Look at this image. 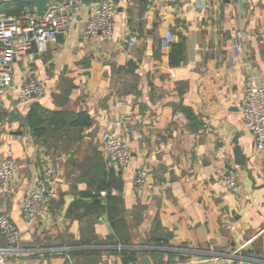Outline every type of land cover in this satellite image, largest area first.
Instances as JSON below:
<instances>
[{"label": "crops", "instance_id": "obj_1", "mask_svg": "<svg viewBox=\"0 0 264 264\" xmlns=\"http://www.w3.org/2000/svg\"><path fill=\"white\" fill-rule=\"evenodd\" d=\"M115 1L111 40L85 36L78 17L45 52L33 47L15 63L17 81L33 75L46 93L27 103L0 101V158L13 156L19 166L14 184L0 188V212L22 230L25 251L6 264H127L124 248L141 251L135 264L143 256L152 264H220L240 247L251 264H264V150L255 149L242 114L249 72L254 69L264 82V0ZM169 26L174 43L184 44L177 65L170 63L172 46L160 45ZM240 28L245 48L236 57L232 37ZM132 35L137 41L128 52ZM114 99L127 105L114 112ZM34 102L49 110L87 111L92 125L63 150L49 149L25 124ZM115 115L131 129L125 133L132 151L126 172L103 148ZM237 134L243 164L235 161ZM47 166L55 177L51 207L29 224L22 199ZM227 167L237 172V194L223 180ZM140 168L149 172L157 193L135 184ZM104 179L118 198L117 243H111L116 230L109 214L91 212L87 196ZM160 236L165 244L155 243ZM5 245L0 233V247ZM76 249L97 254L73 256Z\"/></svg>", "mask_w": 264, "mask_h": 264}, {"label": "built area", "instance_id": "obj_2", "mask_svg": "<svg viewBox=\"0 0 264 264\" xmlns=\"http://www.w3.org/2000/svg\"><path fill=\"white\" fill-rule=\"evenodd\" d=\"M170 2L187 3L192 0H168ZM205 2V0H201ZM115 0H51L46 11L40 15L35 4H26L20 15L9 14L3 10L0 0V101L27 103L45 95V83L33 75L17 81L14 74L15 63L28 57L34 45L38 53H43L51 43L58 42L61 34H66L75 25L78 17H83V34L88 37H100L111 40L115 33ZM175 34L169 26L160 40L163 49L168 50L175 42ZM137 36L132 35L126 50L131 52L136 44ZM245 48L244 31L236 29L232 37V50L236 57L242 55ZM127 105L125 100L110 101V109L114 112ZM243 120L254 136L255 149L264 150V82L252 69L246 77L245 92L242 99ZM125 128L123 120L115 115L111 126L103 133V148L106 156L114 161L117 170L126 172L132 162V151L125 135L130 132ZM19 166L13 156L0 158V188L3 191L12 186L18 175ZM228 190L237 194L239 183L237 172L227 167L222 174ZM54 170L47 166L36 179L34 185L22 199V216L29 224L40 221L50 210L54 188ZM135 184L149 193H157L155 185L146 169L135 171ZM107 190H101L99 197L106 201ZM0 233L6 245L0 247V264H6L10 256L25 255L20 247L22 230L11 218L0 212ZM122 248L121 245L118 246ZM243 247L238 248L228 257L220 260V264H251L241 254ZM130 264H135L131 262Z\"/></svg>", "mask_w": 264, "mask_h": 264}, {"label": "trees", "instance_id": "obj_3", "mask_svg": "<svg viewBox=\"0 0 264 264\" xmlns=\"http://www.w3.org/2000/svg\"><path fill=\"white\" fill-rule=\"evenodd\" d=\"M88 1V0H84ZM1 5L3 10L9 14L20 15L25 3L13 0H1ZM184 53V44L182 42H176L172 44V51L170 56V63L172 65H177L183 58ZM92 117L87 111H80L77 113L70 112L67 110H49L41 105L39 102H34L25 118V124L30 129L32 135L35 138L42 140L45 146H48L49 149L59 147L60 142H67L72 139V132L78 134L84 128H88L92 125ZM63 136H67L68 139H63ZM80 138L77 137L76 139ZM75 139V140H76ZM55 140L56 143L53 145L52 141ZM110 183L106 179L101 180L99 186L96 188V192L92 191L87 193V196L92 197L91 203V212L98 213L100 210L106 211L109 214V218L112 224V227L116 230V237L113 242H118L121 235L119 233V220L115 218L114 214V203L117 202V197L113 196L110 190ZM105 189L108 191L106 201H102L99 197V192ZM114 202V203H113ZM77 204V203H76ZM74 204V205H76ZM116 242V243H117ZM167 239L164 237H158L155 239L156 244H165ZM86 241L81 243H74L72 246H81L85 244ZM130 245L128 242H123ZM73 256L78 255H96V250H73L70 252ZM141 251L137 249L124 248L121 250L120 254L122 255L123 261L127 264L130 262H138L139 254Z\"/></svg>", "mask_w": 264, "mask_h": 264}, {"label": "water", "instance_id": "obj_4", "mask_svg": "<svg viewBox=\"0 0 264 264\" xmlns=\"http://www.w3.org/2000/svg\"><path fill=\"white\" fill-rule=\"evenodd\" d=\"M13 1H19L25 4H35L38 8V13L42 15L46 11L48 4L51 0H13ZM55 1L63 2L64 0H55ZM34 49L37 50L36 45H34ZM16 133L23 134V130L17 131ZM240 134H237V136L234 139V143L236 144L234 148V156L237 164H243L246 161V155L243 153L242 147L239 145V141H238ZM141 263L152 264L148 256H143L141 258Z\"/></svg>", "mask_w": 264, "mask_h": 264}, {"label": "rangeland", "instance_id": "obj_5", "mask_svg": "<svg viewBox=\"0 0 264 264\" xmlns=\"http://www.w3.org/2000/svg\"><path fill=\"white\" fill-rule=\"evenodd\" d=\"M78 133L72 132V139H76L78 137ZM56 143L55 140L52 141V144L54 145ZM67 143L65 141L59 143V148L62 150L66 147Z\"/></svg>", "mask_w": 264, "mask_h": 264}]
</instances>
